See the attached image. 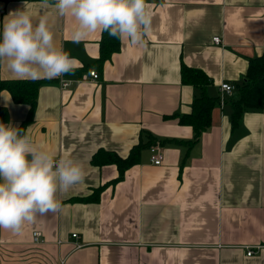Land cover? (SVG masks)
<instances>
[{
    "label": "crops",
    "instance_id": "1",
    "mask_svg": "<svg viewBox=\"0 0 264 264\" xmlns=\"http://www.w3.org/2000/svg\"><path fill=\"white\" fill-rule=\"evenodd\" d=\"M54 2L0 0V32L10 12L27 10L34 23L47 15L57 47L76 61L74 75L41 78L30 120L31 106L1 91L3 123L86 175L58 194L61 211L38 215L18 234L0 230V264H264V108L234 126L230 103L250 60L264 54V0H146L145 43L120 40L104 62L103 32L73 43L76 21L58 15ZM183 64L204 71L205 91L220 98L197 142L176 115L203 92L183 82ZM0 79L21 80L5 64ZM61 80L71 83L63 88ZM222 83L236 87L232 95L222 94ZM140 143L122 176L117 163L98 160L99 152L125 160ZM152 146L164 155L160 165L151 162Z\"/></svg>",
    "mask_w": 264,
    "mask_h": 264
},
{
    "label": "clouds",
    "instance_id": "2",
    "mask_svg": "<svg viewBox=\"0 0 264 264\" xmlns=\"http://www.w3.org/2000/svg\"><path fill=\"white\" fill-rule=\"evenodd\" d=\"M43 6L48 7L49 0H43ZM50 6L60 16L74 17L73 43L106 31L142 45L152 31L146 0H55ZM0 64L16 78L37 80L74 75L76 61L57 47L47 15L34 23L27 10H17L8 14L0 32ZM85 175L80 163L54 157L21 129L0 122V230L18 234L38 215L61 211L58 194L82 183Z\"/></svg>",
    "mask_w": 264,
    "mask_h": 264
},
{
    "label": "trees",
    "instance_id": "3",
    "mask_svg": "<svg viewBox=\"0 0 264 264\" xmlns=\"http://www.w3.org/2000/svg\"><path fill=\"white\" fill-rule=\"evenodd\" d=\"M5 1L9 2L15 0ZM120 43L121 41L119 39L109 36L108 32L104 31L101 41L100 61L104 62L109 59L113 53L118 52L120 49ZM182 80L186 84L199 86L203 89V92L193 99L190 112L176 114L181 124L192 126L195 134L194 141L192 142H197L202 133L211 126L212 111L220 103V98L213 97L205 91L206 86L210 84L211 79L200 69L192 68L183 64ZM44 82L45 80L41 79H0V93L3 90H8L16 103L30 105L31 112L28 117V120H30L37 105L39 89ZM230 103L233 109L232 124L234 126L240 124L242 116L246 111L262 110L264 108V54L250 60L246 80L238 87L237 99H231ZM7 120L8 111L0 104V122L3 123ZM144 146V143L135 146L131 155L125 160L108 152L102 154L99 152L98 156L100 154V157H98V160L100 163H117L122 176L126 167L138 161L140 151Z\"/></svg>",
    "mask_w": 264,
    "mask_h": 264
},
{
    "label": "built area",
    "instance_id": "4",
    "mask_svg": "<svg viewBox=\"0 0 264 264\" xmlns=\"http://www.w3.org/2000/svg\"><path fill=\"white\" fill-rule=\"evenodd\" d=\"M213 41L216 44H220L222 40H221V37L217 36V37L213 38ZM89 75L91 76V78L93 80H97L99 78V74L95 70H91ZM65 81H67V80H65ZM69 85L70 84H67V85L62 84V87L63 88H67ZM235 88H236L235 86H233L231 84H228V83H222L221 86H220V90H221L222 94H226L227 96L232 95L233 91L235 90ZM150 150H151V162L154 165L162 164V162L164 160V155L161 152V150L157 146H152ZM73 236L76 237V234H74ZM34 240L36 242H40V240H41V233L40 232H35L34 233ZM259 248H261V246H257L256 249H259ZM254 254H255L254 248H248L247 255L248 256H252Z\"/></svg>",
    "mask_w": 264,
    "mask_h": 264
}]
</instances>
